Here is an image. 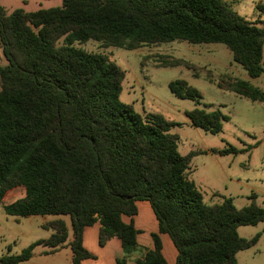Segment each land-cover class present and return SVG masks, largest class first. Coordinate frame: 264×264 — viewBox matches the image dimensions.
I'll return each mask as SVG.
<instances>
[{
    "label": "trees",
    "instance_id": "trees-1",
    "mask_svg": "<svg viewBox=\"0 0 264 264\" xmlns=\"http://www.w3.org/2000/svg\"><path fill=\"white\" fill-rule=\"evenodd\" d=\"M60 1L58 7L9 14L0 5V202L9 190H24L4 212L68 216L72 264L92 258L82 232L94 224L99 244L119 240L123 255L116 264L134 253L135 264H167L160 234L175 249L174 264H235V254L258 238H241L237 228L264 222V209L253 202L237 209L230 199L205 204L187 176L199 153L180 155L177 135L168 132L171 122L157 114L142 116L119 101L121 68L106 54L74 44L93 40L104 48L133 50L172 41L220 43L256 78L262 73L264 26L245 20L224 0ZM255 7L264 15V5ZM168 88L178 98H201L182 80ZM228 89L264 100L244 81L228 83ZM186 116L211 134L226 119L218 110L193 109ZM136 201H147L157 222L151 249L140 248L139 231L121 219L136 215ZM44 227L54 233L2 262L28 260L35 245H64L62 220Z\"/></svg>",
    "mask_w": 264,
    "mask_h": 264
},
{
    "label": "rangeland",
    "instance_id": "rangeland-1",
    "mask_svg": "<svg viewBox=\"0 0 264 264\" xmlns=\"http://www.w3.org/2000/svg\"><path fill=\"white\" fill-rule=\"evenodd\" d=\"M224 1L245 20L264 26V15L255 7L264 5V0ZM0 5L9 14L17 8L34 12L58 7L61 1L0 0ZM74 45L87 52L106 54L124 72L119 101L132 106L142 116L157 114L171 122L173 125L168 132L177 135L180 155L190 151L199 153L192 157L187 176L205 204H219L223 199H230L237 209L251 202L264 209V100L251 101L228 89V83L240 80L264 94V44L260 62L262 73L256 78H250L220 43L172 41L133 50L104 48L93 40ZM1 62L4 63L3 59ZM175 80H182L195 88L201 98L195 100L173 95L168 84ZM193 109L218 110L226 117L221 122L220 131L211 134L192 126L186 112ZM23 192L22 187L11 189L0 202V264H4L2 257L18 255L30 244L47 239L54 230L44 225L55 220L65 223L67 240L64 245L56 249L35 245L31 257L18 264H72L68 246L72 231L68 216L19 217L4 212V206L21 197ZM98 232L87 236L85 247L92 258L84 264H116L123 255L118 241L111 238L99 244ZM236 232L244 239L255 235L258 238L254 245L235 254V264H264V222L240 226ZM141 235L143 239L146 233ZM141 245L138 244L145 248ZM128 261L126 259L125 264Z\"/></svg>",
    "mask_w": 264,
    "mask_h": 264
},
{
    "label": "crops",
    "instance_id": "crops-1",
    "mask_svg": "<svg viewBox=\"0 0 264 264\" xmlns=\"http://www.w3.org/2000/svg\"><path fill=\"white\" fill-rule=\"evenodd\" d=\"M2 59L3 58L1 55V51H0V64H4L1 62ZM135 206H136V210H137L136 215H134L132 218L122 216L121 219L124 223H128V222L132 221L135 229H137L139 231V234L136 237L137 243L138 244L141 243L142 244L141 246H145L146 249H151L153 246L152 240H151V234L157 233V231H158L156 219H155L153 212H152V210L149 206V203L147 201H136ZM96 231H99L98 224H94L92 226H88V227H85L83 229L82 245L85 249H86L85 241L87 239V236L90 235L91 232L96 233ZM144 233H146V235L142 239L141 234H144ZM159 237H160L161 246H162L161 253H162L164 259L166 260L167 264H174L176 252H175V249H174L170 239L165 234H160ZM114 239H116V238H114ZM116 240L118 241L120 251H121L120 242L118 239H116ZM138 255H139L138 253H134L131 256V258L129 259L128 264L129 263L134 264L135 263L134 259ZM89 259H91V258H89ZM89 259H85V260L81 261V264L88 263Z\"/></svg>",
    "mask_w": 264,
    "mask_h": 264
}]
</instances>
